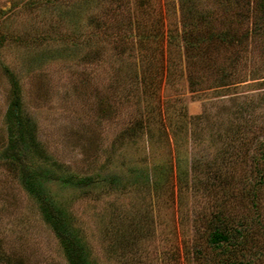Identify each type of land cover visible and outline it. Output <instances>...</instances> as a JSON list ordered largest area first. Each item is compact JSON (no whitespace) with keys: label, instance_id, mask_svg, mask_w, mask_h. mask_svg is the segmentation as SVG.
Returning a JSON list of instances; mask_svg holds the SVG:
<instances>
[{"label":"rangeland","instance_id":"rangeland-1","mask_svg":"<svg viewBox=\"0 0 264 264\" xmlns=\"http://www.w3.org/2000/svg\"><path fill=\"white\" fill-rule=\"evenodd\" d=\"M54 208L83 264H264V0H0V264H69Z\"/></svg>","mask_w":264,"mask_h":264},{"label":"trees","instance_id":"trees-1","mask_svg":"<svg viewBox=\"0 0 264 264\" xmlns=\"http://www.w3.org/2000/svg\"><path fill=\"white\" fill-rule=\"evenodd\" d=\"M15 109L18 107L17 102L14 104L13 106ZM15 109H13V111H15ZM13 114V112H12ZM15 119L17 124L19 125V129H18V133H19V137H20V148H19V153L18 156H20L22 153L24 155V153L27 152L28 149H31L34 144V137L32 135V133L30 132L29 128L27 129L26 125L24 124L23 121H20L17 117V114H14ZM31 145V146H30ZM34 147V146H33ZM34 148H32L33 151ZM27 174H25V176H21L22 180H23V184L25 185V188L30 192V194H33L38 198L42 199L44 192H43V188H44V183L49 181L46 178V172L43 171H37L35 172L33 171H28L26 172ZM63 180V179H61ZM80 181V180H79ZM75 182L73 177L68 176L66 178H64V185H70L72 187H77L80 183ZM81 182V181H80ZM34 197V198H36ZM55 209V208H54ZM51 211V210H50ZM55 209V211L53 210V213L48 212V210L44 211L43 216L49 221V223L52 225V228L55 232V234L61 238V240L65 243V254H66V258L69 261V264H83V258H82V254H77V252L75 250H73V244L71 242L73 241H69V229L67 227V223L66 220H64L63 217V213L59 212ZM228 228L226 226H216L214 231L212 232V235L210 237V242L213 243L214 245L219 246V244L221 242H225L227 241V239L229 238V234L227 233ZM66 238V239H65ZM72 246V248H71Z\"/></svg>","mask_w":264,"mask_h":264}]
</instances>
